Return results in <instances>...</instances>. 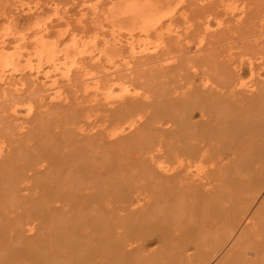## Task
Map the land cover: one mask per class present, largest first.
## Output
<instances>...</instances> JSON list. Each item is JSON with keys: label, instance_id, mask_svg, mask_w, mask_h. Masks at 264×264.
Returning a JSON list of instances; mask_svg holds the SVG:
<instances>
[{"label": "bare ground", "instance_id": "6f19581e", "mask_svg": "<svg viewBox=\"0 0 264 264\" xmlns=\"http://www.w3.org/2000/svg\"><path fill=\"white\" fill-rule=\"evenodd\" d=\"M177 6L162 12L151 8L148 13L139 12L141 31L146 36L139 39L130 33L124 41L129 56L121 55L119 59L106 48L96 53L89 51L92 45L90 50H96L97 44L86 43L82 37L67 43L50 37L52 41L36 31V38L29 40L32 43L24 44L31 45L30 50L21 43L24 51L19 45L13 52L9 51L8 35L0 39L2 80L17 78L18 62L26 57V68L35 77L34 82L39 80L53 101L63 95L62 81L73 84L72 74L79 72L83 90L97 100L91 106H103L102 110L109 112L104 114L106 139L98 132L100 141L108 142L107 148L103 147L104 154L95 153V146L100 144L98 136L97 140L87 137L85 142L86 136L81 137V144L66 137H48L44 132L49 131L45 129L49 124L39 119L38 126L29 128L27 138L12 144L16 154L4 158L0 147V264H211L239 232L216 264H264V79L248 85L240 73L226 75L229 87L222 90L211 86L205 71L196 77L200 79L196 83L194 73L192 76L189 71L198 66L196 61L193 64L192 55H186L181 62L175 61L188 75L189 83L181 94H177L176 87L158 89L162 84L167 86L168 80L160 85L158 81L159 87L149 84L147 81L155 74L149 78L146 69L155 68L152 64L171 50H157L156 42L150 46L153 35L163 40H159L162 48L165 34L181 37V31L172 24ZM34 8L38 6L29 10ZM232 8L233 15H243L242 10L234 11L236 6ZM223 21L219 20V24ZM209 23L198 27H203L201 31L205 33ZM45 32L50 34L51 30ZM151 50L155 53L148 55ZM87 58L101 62L98 65L105 74L89 75ZM43 63L47 64L44 68ZM156 65L161 67V63ZM6 67L9 73L4 71ZM161 68L164 70L163 65ZM162 69L157 72L163 73ZM157 72L160 78L154 79L158 80L163 76ZM103 75L110 79H103ZM14 80L19 84L22 78ZM121 83L125 85L122 92L115 93L116 84ZM91 106L87 108L92 110ZM58 108L56 111L62 109ZM196 110L201 119L193 122ZM158 132L165 133L166 139L162 136L158 141ZM163 137L165 142L161 141ZM162 147H166L164 152ZM141 150L142 157L136 159H141L142 169L135 173L131 157ZM261 198L255 207V201ZM153 235L159 247L148 250L146 246Z\"/></svg>", "mask_w": 264, "mask_h": 264}, {"label": "rangeland", "instance_id": "374dc122", "mask_svg": "<svg viewBox=\"0 0 264 264\" xmlns=\"http://www.w3.org/2000/svg\"><path fill=\"white\" fill-rule=\"evenodd\" d=\"M15 1L18 4H16ZM19 1H25V2H19ZM209 1L210 2L205 3L202 0H198V3H199L198 4L196 0H0V36H1L0 39H2L5 34H7L8 35L7 39L10 38L9 39L10 40L9 51L13 52L15 50H18V48L16 47L17 46L19 47V45L23 47L24 44L26 43L31 44L33 41L31 37L36 38L37 33L38 35L45 34L49 38L53 37V40L54 38L56 39L55 41L67 42V43L73 42L74 37H77V39L82 37V41L87 40L85 41L86 43L94 42L95 44H97L95 47L96 50L94 49L90 50V48L93 47V45L90 44L89 47L91 45L92 46L89 49L87 48L89 51L93 50V53H96L102 48L103 49L106 48L108 49L109 53H111L112 56H114L116 59H119L118 57H120L121 55L127 56V57L129 56L128 48L124 41H126L131 36V34H134L135 37L139 39H144L146 36L144 32L141 31L143 22L139 17L140 13L141 14L146 13L150 8L156 10L157 12L168 11V10H171L174 6L178 5L176 8L177 9L179 8V9L174 16V21L172 22V24L176 26L175 29H177L179 32L181 31L180 32L181 37H179L181 40L179 38L173 37L175 33L172 34L171 36L167 33L164 35V38H165L164 44L165 45L167 43L169 44H167L166 46L164 45V47L162 48V43L161 41H159L162 39H158V37H156V34L153 35L155 36L152 38V41L154 42H152L150 46H154L157 43L159 44L157 50H159L160 48L162 50L170 48L171 50H170V53L166 55V57L163 56V58L159 59V61L161 62H159L158 60H156L158 61L157 63L154 62L156 64L161 63V67L163 65L164 70L156 64H152L156 66V67L154 66L155 68L151 67L152 66L151 65L150 69L149 68L146 69V73L149 74V78L151 75L155 74V77L154 76L151 77L152 80L150 79L147 81L149 84L153 83L154 85L158 86V84L156 83L160 80H161V83L158 82L159 85L162 84L163 81L166 84L168 82L167 86L165 84H162V86L158 89H161V88L163 89V86L164 88L170 87V88H173V90L177 89V92H178V93L176 92L177 94H181L182 91L185 90L184 87L189 83L188 78L186 79L188 75H187V72L186 73L183 72L184 69L182 71V67L180 66V63L178 62L177 64L175 61L178 59V61L181 62V59L184 58L186 55H190V56L192 55L191 59L192 61H194L193 64H195V61H196V64L198 66L197 70H194L193 68H191L190 70L188 68V70H190L189 72L194 73V78L196 80V83L197 82L200 83L199 82L200 79H197V78L201 77L202 76L201 74H204L205 71L207 75L209 74V78H210L209 82L211 83V86L214 88L221 87L222 90L228 89L229 85H227L228 82L226 80L227 79L226 77L230 75L236 76V74L240 73L241 79L245 81L248 85H252L257 79H264V0H209ZM30 2H33L32 5ZM21 3L23 7L22 5H20ZM90 4L91 5L93 4V5L91 6ZM31 6L32 7L38 6V8L29 10V7ZM235 6H236V9L239 8L237 10L234 8L235 9L234 11L236 13H240L241 10L244 12L240 18H238L237 15L235 16L232 14L233 12L231 9H233L232 7H235ZM34 10H38V11L35 12ZM95 11L96 13H94ZM81 12L85 13V15L84 14L82 15ZM165 18H168V17H165ZM219 20H224V21L222 24H219ZM208 21H210L209 23L210 29H207V32L204 33L202 32L203 27L201 28L198 26L199 25L202 26ZM167 24L168 23H166L165 25ZM44 25L46 26V29ZM67 25L70 27V28L68 27L69 31L67 30ZM39 27L41 30L38 29ZM59 29H60V32L64 29L65 30L60 33ZM44 30L45 31L51 30V33H50L51 35L49 34V32L47 33ZM36 31H40V33L39 32L36 33ZM203 35H206V36L208 35V36L202 39ZM21 36L22 38L26 37V39H23L22 41H20L17 37H21ZM16 38L18 39L17 41H16ZM12 39L15 41H13ZM177 39L179 42H176ZM29 40H32V41L30 42ZM50 40L52 39L50 38ZM21 43L23 44V46ZM198 43L200 45H198ZM11 46L13 47L11 48ZM30 46L29 47L27 46V49L23 47L22 50L23 51L24 49L30 50L31 48ZM181 46L183 47V50H180ZM110 48L112 51L110 50ZM154 53L155 51L151 50L148 55L150 54L152 55ZM87 54H90V53H87ZM193 56H194V60H193ZM87 59L85 60V64H88L86 65L87 66L86 70H89V66L93 68L92 69L90 67L91 72L88 71V73L90 72L89 75L93 74L94 76H101L102 74H105V72L103 71L104 69L99 67L100 65H98V64H101V62L97 61L96 63L95 60L89 59L88 61ZM166 59H169V60L171 59L173 61H167ZM25 60H26V57H23L22 61L20 63L18 62L19 66L17 67V70L15 71V73H17L18 75L17 78H20V77L22 78L19 84H17L15 80L13 81V79H17L15 77H13L12 81L11 79L2 80L0 78V144H1L0 147H2V152H3L2 157L9 158L12 155H14V153L16 154L17 151L16 149H14L13 145L17 143L18 140H21V139L24 140L25 138H27L30 132L29 128L36 126L38 124L37 121L39 120H43L49 124V127L46 126L45 128L46 130H49V131L44 130L45 131L44 133H46L45 135H48V137H53V135L54 136L56 135V137L57 136H61L64 138L66 137L65 139L68 141H71L73 139L74 140L73 142L75 144L76 143L81 144L82 142H85L87 140V137L91 139L93 136L92 139L94 140H97L99 138L98 140L100 144H97L98 146L97 145L95 146L94 149H97V150L96 151L94 150V151L95 153H98V154H104L106 152V150L104 151V148H107L106 143L108 142H105L106 141L105 140L104 141L105 143H104L103 141H100L101 140L100 138L102 137L103 139L106 136L104 135L106 134L105 124H107L106 122L107 116L105 117V115H108L109 112L106 110H105L106 112H104L102 110L103 106L101 109H99L101 107L100 105H99L100 106L99 108L98 107L96 108L95 106V109L96 110L99 109L100 111H96L91 106V105H96L97 100L94 97H92V95L88 97V94L83 90L85 85L84 83H82L83 81L81 79V75H80L81 73L79 74L78 72V73L72 74V79H74V81L72 82L74 85L70 84L69 82L62 81L63 91H64L63 95L59 98L53 99V101H50L49 100L51 99L50 96L45 94V91L42 89V86L39 80H36L34 82L35 77L34 76L32 77V75L29 72L28 67L26 68L27 60L26 61ZM95 64L98 66H95ZM42 65H43V68L47 66V64L45 65L44 63ZM2 66L3 65H1L0 63V75L4 74V72H2L3 70ZM134 66L136 65L134 64ZM172 66L173 68L170 69V67ZM174 66H176L177 68H175ZM156 68L158 70L162 69L161 71L166 72V73L163 72L165 75H163V73L160 71L157 72L158 70ZM229 68L231 69V71ZM154 69L157 70L155 72L162 74L161 77L162 76L165 77L166 75L170 77H167V78L162 77L161 79H159L160 75L158 76V74H156L153 71ZM4 71L9 73L10 72L9 67L4 68ZM185 71H187V68L185 69ZM253 71L254 72L256 71V72L252 73ZM99 72H101L102 74L100 73L99 75ZM193 73L191 74L192 76H193ZM157 77H159L158 80L154 79ZM76 78L77 79L80 78V80L79 79L77 80ZM102 78L107 80V78L109 77H106L103 75ZM162 79H165V80H162ZM166 80L168 81L166 82ZM139 81L145 82V80L143 79H140ZM80 82H81V85L79 84ZM75 84L76 86L77 85L78 86L76 87ZM122 84L123 83L118 84V85L116 84V88L119 89L120 91L116 89L117 92L115 91V93L122 92L121 88L125 86L124 84L127 85L126 82L123 84V86ZM78 87H80V89ZM74 88L75 90L77 89V91H75ZM39 89L43 90L41 92H44V93L43 94L41 93V94L42 95L45 94L44 96L40 95ZM154 89H157V87L155 88L154 86ZM79 90L80 91L82 90V91L80 92ZM37 91L39 92V95H37L38 93L36 94ZM90 92L91 91H89V93ZM90 99L91 100L93 99L92 102L90 101ZM40 100L43 101V104L41 103ZM50 102H53V103L50 104ZM79 105H80V108H82V109H79L80 111L78 110ZM54 106L55 107L57 106L56 109L54 108ZM59 106L62 107V109L58 110L59 111L58 113V111L56 110ZM68 106L69 107L73 106L72 110H74V115L72 113L71 108L67 109ZM90 106L92 110L87 108V107L90 108ZM63 107H66L64 108L65 110H63ZM28 109H30V112L28 111V114H26ZM32 109L34 110V113ZM46 110H48L49 112L47 111L46 113ZM54 110L56 111V113L54 112ZM68 110H70V112ZM77 110L79 111V113L76 112ZM66 111H68L70 114ZM32 114L33 116H31ZM76 114H79V115H76ZM86 116H88L89 118H86ZM192 116H193L192 117L193 122L199 121L201 119L199 110H196L195 112H193ZM72 118L73 120H71ZM102 118L103 120L106 119L105 122L101 121ZM49 122L50 123L52 122L51 125ZM174 127L175 125H173V127L171 128L174 129ZM101 129H103L104 131L102 132ZM24 130L28 134H26ZM86 130L87 132H82ZM98 132L99 133L101 132L100 133L101 137H99ZM156 134L158 135L156 136L158 141L162 138V136L165 137V133L163 134L161 132H158ZM72 135L74 137L77 135L78 137L74 138ZM84 136H86V138H83L84 141H82L83 139L81 137H84ZM96 136H98V138H96ZM164 137L161 141L164 140L165 142L166 137L165 139ZM104 139H106V137ZM102 142L105 144V146L101 145ZM68 148L69 147H66V149ZM165 150H166V147H162V152H164ZM143 153L144 151L141 150V152L139 151L137 154H134L131 157L133 160V165L136 167V169H134L135 173H139L140 170L142 169V165L139 162L141 159L139 160L136 158L137 157L141 158ZM131 158H130V161H131ZM260 201H262V198L261 200L257 199L255 201V207L258 206ZM171 210H172L171 213H173L174 208L171 207L170 211ZM243 227H244V224L241 226L240 231L241 229H243ZM239 233L235 235L233 241L237 238ZM233 241L231 242V244L233 243ZM231 244H229L224 250H222L221 253H219V256H216L218 258L214 257L213 259L214 260L217 259L218 261L220 258H222L221 256H223L224 255L223 253H225V251H227L228 248H230ZM158 247H159L158 238L156 235H153L151 241L148 242L146 249L149 250V248H153L154 250V248L156 249ZM217 261L216 262L213 261V263L211 264H216Z\"/></svg>", "mask_w": 264, "mask_h": 264}]
</instances>
